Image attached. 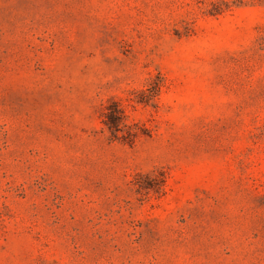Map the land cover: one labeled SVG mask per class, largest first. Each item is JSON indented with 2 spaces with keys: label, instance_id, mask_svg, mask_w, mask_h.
Here are the masks:
<instances>
[{
  "label": "rangeland",
  "instance_id": "rangeland-1",
  "mask_svg": "<svg viewBox=\"0 0 264 264\" xmlns=\"http://www.w3.org/2000/svg\"><path fill=\"white\" fill-rule=\"evenodd\" d=\"M0 264H264V0H0Z\"/></svg>",
  "mask_w": 264,
  "mask_h": 264
},
{
  "label": "trees",
  "instance_id": "trees-1",
  "mask_svg": "<svg viewBox=\"0 0 264 264\" xmlns=\"http://www.w3.org/2000/svg\"><path fill=\"white\" fill-rule=\"evenodd\" d=\"M121 109L116 105V109L109 115V127L111 129H114L115 131L120 130V123H121Z\"/></svg>",
  "mask_w": 264,
  "mask_h": 264
}]
</instances>
